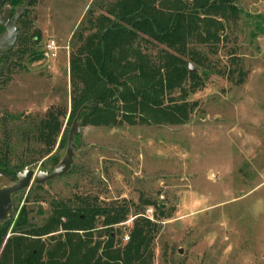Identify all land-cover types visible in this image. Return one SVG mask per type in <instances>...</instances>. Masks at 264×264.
<instances>
[{
    "label": "rangeland",
    "instance_id": "rangeland-1",
    "mask_svg": "<svg viewBox=\"0 0 264 264\" xmlns=\"http://www.w3.org/2000/svg\"><path fill=\"white\" fill-rule=\"evenodd\" d=\"M30 1L23 21L16 23L20 36L15 46L0 60V189L24 170L52 172L65 156L79 117L69 172L45 184L33 181L13 194L11 210L0 224L7 229L0 254L8 237L42 227L61 209L77 215L87 202L128 210L117 225L106 226L104 214L94 218L91 230L76 234L82 241L90 234L91 246L106 242L109 232L117 245H125L134 220L142 217L155 225L147 264H264V0H233L234 15L225 20L196 12L201 20L221 22L223 31L219 42L201 41V22L186 44L187 51L199 54L200 63L181 56L184 67L189 73L191 66L200 84L192 90V82L184 81L165 92L162 105H186L183 116L175 113L179 123L156 121L140 111L124 119L118 102L108 107L117 110L115 120L99 126L82 118L90 106L80 97L84 68L72 72L70 60L97 34L102 17L115 21L107 11L122 0ZM180 2L192 10V0H169L164 8ZM2 3L0 16L13 19L17 7L10 0ZM205 27L213 30L208 23ZM4 32L0 28V35ZM139 36L148 40L140 48L151 61L162 59L163 50L175 55ZM50 40L56 56L47 59L43 49ZM126 56L129 63L134 60ZM73 95L78 97L74 111ZM49 112L60 131L46 146L30 139L33 126ZM24 217L25 225L18 226ZM67 222L61 218L53 233L33 241L52 247L65 239L60 225Z\"/></svg>",
    "mask_w": 264,
    "mask_h": 264
},
{
    "label": "trees",
    "instance_id": "trees-1",
    "mask_svg": "<svg viewBox=\"0 0 264 264\" xmlns=\"http://www.w3.org/2000/svg\"><path fill=\"white\" fill-rule=\"evenodd\" d=\"M24 1L10 0L14 7L26 4L23 12L18 16L17 21L20 24L27 7L32 3L30 0L29 3ZM232 1L192 0V10H188L187 5L181 2L177 4L178 6L174 5L171 9L165 10L164 6L167 2L169 4V0H122L116 7L108 10V15L114 16L115 21L102 17L97 34L91 39L87 38L78 57L70 60L72 72L82 65L84 68L82 79L85 87L80 97L90 103V106L82 110V118L85 116L86 122L98 126L113 122L117 110L108 107H113L119 102L120 107L117 109L125 113L122 114L124 119L128 120L129 114L140 111L151 114L153 119L157 118L156 121L179 123L178 117L184 115L186 105L183 103L169 109L162 105L165 92L179 88L184 81L192 82L190 86L192 90L200 84V77L196 73H188L184 67L185 62L181 56L190 55V61L200 63L199 54L195 51H187L186 44L198 30L201 22L205 32L204 37L202 39L200 37L201 41H209V44L219 42L218 32L223 31L221 22L213 18H208V21L201 20L196 12L199 10L200 13L208 16L219 15L220 19L225 20L229 14L234 15L235 8ZM134 16L137 17L136 21L123 25L129 18H135ZM204 23H208V28L212 27L213 30L205 29ZM19 31L17 39L20 36ZM141 33L153 42L167 46L175 55L163 50L160 55L162 59H157V62L151 61L147 54L141 53L140 45L148 42L139 36ZM35 38V42L40 40L39 36ZM11 51L12 49L7 51L0 60ZM34 54L36 53L33 52L31 56H36ZM128 54L134 58L130 63L126 61ZM80 56H82L81 60ZM37 58L34 57L32 61ZM94 84H101V87L93 88ZM118 87L121 89H117ZM115 90L114 97L112 94ZM72 94H74L73 90ZM71 97V109L74 111L78 107V97L75 95ZM175 113L179 116L177 117ZM33 130L30 140L46 146L54 142V137L60 131L52 112L40 119L33 126ZM26 135L23 134L27 140L29 136ZM8 150H5V154ZM77 210L79 214L76 215L61 209L56 212L57 217L55 216L42 227L8 237L0 254V264H147L151 261L150 245L153 241L155 225L147 219L136 217L133 229L128 235L129 241L125 245H117L112 233L109 232L106 242L103 244L95 242L91 246L90 234L85 241L76 234L91 230L94 218L104 214L103 222L106 226L117 225L123 221L128 210L123 207L100 209L95 204L87 202L81 204ZM61 218H68L67 223L60 225L62 230L66 231L64 240L57 239L48 249L44 243L33 241V238L38 240L41 236L53 233L55 228L53 226L60 224ZM25 222L24 217L17 225H25ZM6 230L0 227L1 243Z\"/></svg>",
    "mask_w": 264,
    "mask_h": 264
},
{
    "label": "water",
    "instance_id": "water-1",
    "mask_svg": "<svg viewBox=\"0 0 264 264\" xmlns=\"http://www.w3.org/2000/svg\"><path fill=\"white\" fill-rule=\"evenodd\" d=\"M2 0H0V10L2 8ZM26 4L20 5L16 8L13 19L7 20L0 16V27L4 29V33L0 35V59L9 50H11L18 36L19 28L16 27L18 16L23 12ZM189 72H194L191 66H189ZM79 117V115H78ZM77 117V119H78ZM76 119V121H77ZM73 123L71 131L68 138V147L65 156L60 161L57 167L53 169L52 172H37V174L32 170H24L18 180L12 185L0 189V224L6 220L8 212H10L12 207V196L15 193L21 192V190L28 188L31 183L45 184L47 182L53 181L54 179L60 178L69 172L72 164V140L75 133V124Z\"/></svg>",
    "mask_w": 264,
    "mask_h": 264
},
{
    "label": "built area",
    "instance_id": "built-area-1",
    "mask_svg": "<svg viewBox=\"0 0 264 264\" xmlns=\"http://www.w3.org/2000/svg\"><path fill=\"white\" fill-rule=\"evenodd\" d=\"M43 50H44L43 53L44 58L50 59L56 56V45L53 40H50ZM124 239L126 240L127 237H125Z\"/></svg>",
    "mask_w": 264,
    "mask_h": 264
}]
</instances>
